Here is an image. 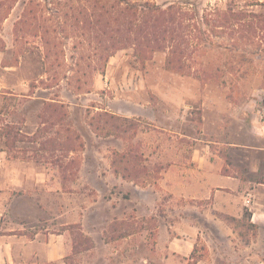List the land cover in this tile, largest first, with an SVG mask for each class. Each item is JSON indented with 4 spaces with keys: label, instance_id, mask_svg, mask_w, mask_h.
I'll use <instances>...</instances> for the list:
<instances>
[{
    "label": "rangeland",
    "instance_id": "obj_1",
    "mask_svg": "<svg viewBox=\"0 0 264 264\" xmlns=\"http://www.w3.org/2000/svg\"><path fill=\"white\" fill-rule=\"evenodd\" d=\"M135 1L183 4L200 16L217 6L264 11L256 4L264 0ZM102 3L113 11L114 0ZM102 3L0 0V92L19 94L13 110L0 111L13 115H0V136L5 141L9 131L14 149L51 167L68 192L38 196L47 216L37 224L46 233L64 229L60 222L72 224L77 215L61 208L76 202L94 240L89 250L37 264H193L192 256L207 264H264V49L240 61L242 42L209 44L191 59L195 70L182 73L166 68L165 51L143 61L127 47L105 60L109 44L96 38L108 19L99 15ZM217 65L222 71L211 68ZM107 113L135 126L122 132L105 121ZM69 127L83 147L54 150L48 139ZM120 153L131 162L127 172ZM245 209L256 227L244 226ZM116 220L126 235L112 240ZM192 235L187 260L165 248Z\"/></svg>",
    "mask_w": 264,
    "mask_h": 264
},
{
    "label": "trees",
    "instance_id": "obj_2",
    "mask_svg": "<svg viewBox=\"0 0 264 264\" xmlns=\"http://www.w3.org/2000/svg\"><path fill=\"white\" fill-rule=\"evenodd\" d=\"M98 1L102 3L103 0ZM114 1L111 12L105 9L103 3L99 8V15L108 17L107 23L102 25L96 34V38L101 42L104 41L109 44L102 49L105 52L103 55L105 60L118 50L127 47H133L136 55L143 61L149 59L156 51H165L167 53L166 68L182 73L194 69V65L190 63L191 59L205 50V46L209 44L223 46L230 42H234V44L242 42L241 47L246 49L239 54L240 61H245L248 59V55L254 56L256 52L259 53L264 49V11L245 7L237 8L232 5L225 9L217 6L210 7L200 16L198 11H193L183 4L173 3L164 8L149 1ZM256 4L264 5L263 3ZM248 5H255V3ZM224 34L226 37L221 42L213 38L216 35L222 36ZM211 68L222 71V67L219 65ZM49 108L57 109L56 106H49ZM106 117L107 123H115V126L122 132H126L127 129L135 126L133 120L127 117L110 113H107ZM127 122L128 125L125 124ZM55 124V122H51V125ZM65 131L67 135L59 131L57 136L48 139L54 150L61 147L68 152H76L78 147H83L80 136L74 134L70 127L66 128ZM6 137L5 144L9 147L13 146L15 141L11 143L9 140V131L6 133ZM61 139L63 140L60 141ZM120 158V162L126 164L127 172L131 163L127 159L123 160L127 158V154L120 153ZM116 161L114 159L115 163ZM59 167L62 171L65 170L63 164L60 163ZM115 172L120 173L122 171L115 168ZM126 172L122 173L124 178L135 179ZM262 182L264 183V181ZM251 217L252 213L249 209H245L243 218L248 219L249 222L245 223L244 226L249 229L256 227V224L250 221ZM118 224H121V221L116 220V224L111 225L113 233L110 238L112 240L126 235L124 232H118ZM65 229H68L72 234L73 253H81L94 246L93 238L84 232L81 223L69 224L65 226ZM192 258L193 264L201 260V258H194L193 256Z\"/></svg>",
    "mask_w": 264,
    "mask_h": 264
},
{
    "label": "crops",
    "instance_id": "obj_3",
    "mask_svg": "<svg viewBox=\"0 0 264 264\" xmlns=\"http://www.w3.org/2000/svg\"><path fill=\"white\" fill-rule=\"evenodd\" d=\"M18 95L12 92H0V111L6 105L13 110L14 97ZM0 115L13 116L10 112H0ZM5 122L10 125L16 124L14 121ZM0 125L1 129L5 123L2 122ZM2 140L0 136V264H37L39 258H47V261L63 258L73 250L70 231L64 228L57 232L46 233L49 228L43 230L36 219L47 216L45 208L38 204V196L45 199L46 196L54 193V188L57 194L64 195L68 192L63 190L62 181L54 178L51 167H39L34 158L29 155L24 157L18 151V146L14 149L15 146L9 147ZM216 191L218 195L220 190L216 189ZM207 192L210 196L213 192L212 187L204 191L205 198L209 197ZM64 204L61 209H65L67 213L74 210L77 215L72 223H82L84 226L86 213L82 210V205L76 202ZM225 211L232 212L228 208ZM62 215L63 213H58L55 217L62 218ZM251 220L256 222L253 217ZM68 224H70L68 221L60 222V226ZM193 236L187 239L174 237L165 248L169 253L182 255L187 260L194 251L196 238ZM181 240L184 242H180ZM196 264L207 263L201 259Z\"/></svg>",
    "mask_w": 264,
    "mask_h": 264
}]
</instances>
